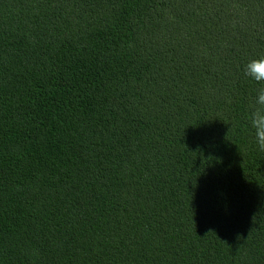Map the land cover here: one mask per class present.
<instances>
[{"label": "trees", "instance_id": "1", "mask_svg": "<svg viewBox=\"0 0 264 264\" xmlns=\"http://www.w3.org/2000/svg\"><path fill=\"white\" fill-rule=\"evenodd\" d=\"M264 0H0V264H264Z\"/></svg>", "mask_w": 264, "mask_h": 264}, {"label": "clouds", "instance_id": "2", "mask_svg": "<svg viewBox=\"0 0 264 264\" xmlns=\"http://www.w3.org/2000/svg\"><path fill=\"white\" fill-rule=\"evenodd\" d=\"M244 73L257 83L264 82V56L253 59L245 65ZM255 143L264 151V87L256 91L255 97L249 104L246 115Z\"/></svg>", "mask_w": 264, "mask_h": 264}]
</instances>
